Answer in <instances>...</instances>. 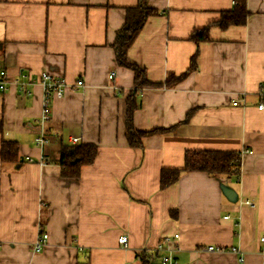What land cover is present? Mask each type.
I'll use <instances>...</instances> for the list:
<instances>
[{
    "label": "crops",
    "instance_id": "1",
    "mask_svg": "<svg viewBox=\"0 0 264 264\" xmlns=\"http://www.w3.org/2000/svg\"><path fill=\"white\" fill-rule=\"evenodd\" d=\"M137 2L0 0V142L16 140L19 154L0 162V264H137L138 252L156 256L174 234L180 264H264V0H246L245 25L226 29L215 23L234 0H146L164 12L146 19L128 61L154 83L185 72L196 50L197 68L172 87L140 89L112 48L125 8ZM203 27L209 40L188 39ZM41 72L64 86L40 148ZM131 90L135 129L164 130L143 137V148L126 142ZM65 143L98 147L74 179L60 175ZM192 149L239 151V175L181 172L160 189V170L182 167ZM41 233L45 246L31 250ZM122 233L126 246L117 243ZM234 243L238 253L205 250Z\"/></svg>",
    "mask_w": 264,
    "mask_h": 264
},
{
    "label": "trees",
    "instance_id": "2",
    "mask_svg": "<svg viewBox=\"0 0 264 264\" xmlns=\"http://www.w3.org/2000/svg\"><path fill=\"white\" fill-rule=\"evenodd\" d=\"M164 11H157L149 7L146 0H138L135 6H128L125 8V19L117 30L116 36L112 45L114 51V58H116L117 65L131 70L134 74L133 84L135 89L145 87H172L178 81L185 78L190 72L197 68L196 58L197 50L190 57L189 66L185 72L181 74L167 73L164 80L159 83L151 82L146 77V72L139 68L133 62H129L127 51L133 44L132 42L142 30L143 24L150 16H158ZM249 11L246 9V0H234L232 7L228 10H222L215 25L221 29H226L232 25H245ZM188 39L195 43L209 40L208 27H203L200 30H193L189 33ZM137 91V90H136ZM136 91L130 92L126 97V142L130 147L142 146V138L147 135L164 131L163 129H149L140 131L133 126V111L138 107V102L135 99ZM18 142L16 140L2 139L0 142V162L13 164L18 161ZM98 147L93 143L79 144V143H65L60 146V153L58 164L60 165V175L63 178H77L79 176L82 166L92 164L96 155ZM184 165L177 168L164 167L160 170L159 188L163 189L176 182L181 172L200 171L209 174L212 177H236L239 175L240 167V152L226 151V150H187L184 153ZM140 258L137 264H156V256L154 253L147 251H140Z\"/></svg>",
    "mask_w": 264,
    "mask_h": 264
},
{
    "label": "built area",
    "instance_id": "3",
    "mask_svg": "<svg viewBox=\"0 0 264 264\" xmlns=\"http://www.w3.org/2000/svg\"><path fill=\"white\" fill-rule=\"evenodd\" d=\"M114 73L111 74L110 77H112ZM40 85L42 87L43 93H42V99H41V109L40 114L38 116L39 120V130L37 132V136L34 138V143L38 147H43L44 144L47 143L48 138L47 135L44 133L43 130V124L49 121L50 113H51V100L52 98H57L62 96L63 93V86L64 81L59 76H52L46 72H41L40 77ZM76 84L78 86L82 85V80H77ZM7 85V76H5V71L2 67H0V91H3L6 88ZM239 104V100L236 99L232 102V105L235 106ZM264 107V104H260L258 106L259 109H262ZM74 140V139H73ZM27 161H32V159L29 157L27 158ZM38 163H44V160L42 158L39 159ZM242 204L248 205L250 207L254 206V202L243 200L241 201ZM227 216H224L226 218ZM38 239L31 245V250L33 251H39L42 249L43 246H45L47 242V234L41 233L37 237ZM176 239H178V234H174L173 236H166L161 242H159L156 245L157 249V255H156V264H180L178 263V259L176 257L177 251L179 249L175 245ZM128 241V236L126 234H120V236L117 239V243L122 246H126ZM259 241L264 243V235L259 237ZM171 244V245H169ZM206 251H217V252H224V251H231L233 253L239 252V247L236 243L232 244L227 247H218L214 245H209L205 247ZM140 256L139 254H136V259L139 260ZM238 262L242 261V257L239 255V258L237 259Z\"/></svg>",
    "mask_w": 264,
    "mask_h": 264
}]
</instances>
